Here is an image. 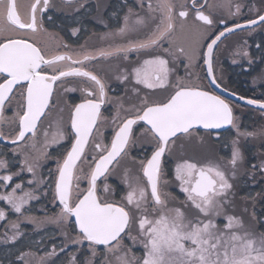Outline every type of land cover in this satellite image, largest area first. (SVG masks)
I'll use <instances>...</instances> for the list:
<instances>
[{"label":"snow or ice","instance_id":"snow-or-ice-1","mask_svg":"<svg viewBox=\"0 0 264 264\" xmlns=\"http://www.w3.org/2000/svg\"><path fill=\"white\" fill-rule=\"evenodd\" d=\"M50 7L51 0H33L28 19L25 20L18 13L17 0H0V121L5 120L3 113L13 97H19L18 111L13 118L17 124L15 134L5 136L0 132V139L9 140L15 145L24 141L29 133L35 136L41 118L46 117L55 103L54 86L57 82L63 86L68 77L84 78L82 82L87 86L80 89L84 99L70 108L69 131L66 134L58 126L51 141L59 143L69 139L70 148L61 154L56 171L49 173L50 183L35 179L28 181L29 184L45 183L52 188L53 201H58L61 207L55 217L48 218L49 222L66 224L74 218L77 235L71 243L81 245L88 242L90 256L81 260L72 255L69 264H264V231L247 228L242 216L228 211L234 203L231 181L236 176L238 162L243 160L238 138L232 140L231 159L228 161L231 170L219 163L201 164L189 159L176 163L174 180L185 196L180 206H170L171 194L165 190L169 181L162 179V159L169 152V146L174 145L181 135L190 136L196 127H237L232 107L217 95L183 84H178L164 101L150 100V91H147L168 87L171 69L166 56L179 54L191 58V55H195L186 53L183 48L178 53L163 48L164 41L176 30L177 19L186 20L190 8L194 20L206 26L214 23L224 25L223 31H219L206 44L207 52L202 53L207 73L213 76L212 83H216L213 75L214 46L226 33L251 28L258 23L264 25V14H258L257 18L248 19L244 24L234 23L229 27L224 19L214 21L211 6L199 3V0H190V4L189 0H184L179 5L175 0H155V3L148 0L147 4L145 0H140V7L146 9V14L141 16L130 9L125 16L124 27L119 31L125 34L138 31L134 26L147 28L154 24L148 37L125 47L101 50L97 54L107 58L124 53L125 60L128 59L127 53L132 51L140 53L145 50L150 55V58L143 59L130 70L124 69L117 76L121 83L134 82L131 92L138 103L125 109L122 102H117V113L112 118L115 127L110 142L105 143L99 126L106 120L102 115V106L111 103L107 86L98 74L83 67L85 61L95 60L97 55L84 53L74 58L64 53L48 56L41 47L23 36L9 35L10 31L17 30L33 34L41 31L43 15L38 21L37 13H46ZM206 8L208 14H205ZM240 9L241 5H236L237 13ZM229 14L233 15L231 12ZM132 16L136 19L130 24ZM77 31L73 29V35ZM157 49L162 51L157 52ZM242 54L248 55L246 51ZM74 64L81 67H73ZM64 90L76 91L75 88ZM247 103L264 109L262 100L248 99ZM141 122L147 125L145 132L154 144L150 157L140 161L141 173L146 181L133 184L126 171L125 182L129 191L121 202H116L105 195L114 193V189L105 181L111 167L118 164L128 154L130 146L135 144L134 126L141 125ZM241 135L252 136L255 133H241L237 128V137ZM90 144L95 154L87 151ZM37 166L38 158L25 157L20 171L12 172L8 171L9 162L0 159V169L6 170L5 174L0 175V188H9L14 177L24 171L35 178ZM259 167L264 171V162ZM82 180L87 182L85 189H81ZM18 191L20 195H17ZM38 198L34 190H24L22 183H15L10 192L0 194V200L6 201L12 211L21 215L27 211L24 206ZM188 206L196 210L195 216L189 217L185 210ZM220 217L224 221L222 224L217 222ZM5 219L6 213L0 209V220ZM257 223H264V220L258 218ZM11 228L17 229L18 224L11 222ZM18 235L14 231L11 237L6 235V239L15 240ZM126 240L131 243H126ZM137 244L143 249L140 257L133 252V246ZM98 246H103V250ZM60 251L63 252L64 248L61 247ZM56 254L54 246L48 255Z\"/></svg>","mask_w":264,"mask_h":264},{"label":"flooded vegetation","instance_id":"flooded-vegetation-1","mask_svg":"<svg viewBox=\"0 0 264 264\" xmlns=\"http://www.w3.org/2000/svg\"><path fill=\"white\" fill-rule=\"evenodd\" d=\"M147 2L148 0H145V4ZM152 2L155 3V0H152ZM175 2L179 5L184 0H175ZM31 3H33V0H17L18 13L22 19H28ZM51 3L52 7L46 13H37L38 21L41 20V15H43V28L41 31L33 34L17 30L10 31L9 35L13 37L23 36L29 42L41 47L48 56L68 53L76 58L84 53L97 55L101 50L125 47L128 45L129 40L145 39L155 26L154 24H150L147 28L134 26L138 28V31L120 33L119 30L124 27L125 16L129 14L130 9L141 16L146 14V9L140 7V0H51ZM199 3H206L211 6L210 11L213 20L224 19L229 27H232L234 23L244 24L248 19H255L258 14H264V11L258 12V10H264V0H199ZM229 4H231V8H229ZM238 4L241 5L239 13L236 12V5ZM189 11L190 14L186 20L177 19L176 30L164 41L163 48H168L175 53H178V50L183 48L186 53H195V55H191V58H189V55L179 54L170 57L166 56L170 60L169 68L171 69L168 87L154 91L147 90L150 91L149 99L156 101L166 100L178 84L196 87L224 99L233 109L234 122L239 123V131L241 133H255V135L237 137V129H230L231 131L227 129L219 133L194 129L190 139H186V137L181 135L179 139L175 140L174 145L169 146L170 150L165 154L162 162L164 170L162 179L169 181L165 190L171 194L170 199L174 201L173 206H180L184 202L185 196L180 191L178 183L174 180L176 163L182 159H195L196 156L194 154L201 151L200 144L202 145L203 154L205 147H209L210 142L216 146L215 149L219 154L223 155L226 151L230 153L232 140L238 138V147L241 153L245 155V162L249 160V163L244 166L243 172L245 175L240 178L239 188L236 186L238 184L235 187L233 185L234 189L237 190L235 193L232 190L233 200L235 203H241L243 194H251L255 199L260 197L258 194H262L259 199L263 200L264 171L260 170L259 166L262 158L259 156L264 157V148H262L260 143L264 140V110L238 102L234 98L241 99L243 97L244 99L242 100L245 101L248 99L264 101V25L258 23L251 28L245 27L228 33L214 48L213 75L217 85L224 92L222 94L213 89L209 83L202 53H205L206 44L210 43L211 39H214L215 35L219 34V31H223L224 25L214 23L211 26H206L203 22L194 20L191 8ZM208 11L206 8L205 14H208ZM230 12L233 15H230ZM135 19L136 17L132 16L129 23L131 24ZM185 25L187 28H191V31H194L197 27H204L210 35L199 48L196 46L194 49L193 46L197 44L196 39L186 29ZM73 29L78 30L75 35H73ZM160 51L162 49H157V52ZM244 51L248 53L247 56L242 54ZM124 55V53H119L117 56L107 58L97 55V59L85 61L83 65L85 70L98 74L107 86L111 103L102 106V115L106 120L99 126V133H103L105 143L110 142L113 128L115 127L112 124V118L117 113V102H122L125 109L130 108L133 103H138L131 92L134 82L121 83L117 76L124 69L130 70L133 66H137L142 62L143 59L150 58V55L145 50H141L140 53L135 51L127 53V60L123 58ZM72 66L81 67L80 64ZM83 80L84 78L68 77L63 86L60 85V82H57V85L54 86L55 103L51 108V112H47L46 116L52 115L55 117L57 113H61V116L64 117L67 132L69 131L70 108L84 99V93L80 89L86 87L87 84L83 83ZM140 87L142 88L143 86ZM65 88H75L76 91H65ZM141 95H143V91ZM18 101L19 97L14 96L12 103L5 108L4 117H9L13 109L15 107L18 108ZM54 109L57 112L53 111ZM121 114L123 115L124 113L122 112ZM44 119L45 117H43L38 127L41 126L42 122H45ZM1 129V132L4 133L5 128L2 124ZM145 129L146 127L143 125L137 126L136 134H147ZM99 133L96 134L97 139L100 138ZM11 134L14 133H9L7 136ZM226 137L232 138L229 140ZM70 144L71 140L67 139L64 143V153L69 149ZM252 146H256L255 149ZM257 146L259 150L256 152ZM153 147L154 144L151 147V151H149L148 157L151 155ZM248 148L251 150H249L250 155L247 157V154H244L243 151ZM12 150H16V148ZM87 151L90 154H95L91 144ZM133 152V149L128 151L131 155ZM110 182L106 181L110 188L113 189L114 187ZM233 184H235V181ZM80 185L83 186L82 189H85V181L81 182ZM185 210L187 213L197 214L196 210L190 206L186 207ZM58 211L59 208L57 206ZM229 212L232 213L233 210L231 209ZM234 214L238 215L236 212ZM13 216L16 215L13 214ZM125 242L131 243V241L127 240ZM100 250L102 251L103 248ZM133 252L137 257L143 255L142 247H133Z\"/></svg>","mask_w":264,"mask_h":264},{"label":"trees","instance_id":"trees-1","mask_svg":"<svg viewBox=\"0 0 264 264\" xmlns=\"http://www.w3.org/2000/svg\"><path fill=\"white\" fill-rule=\"evenodd\" d=\"M4 128H6V125ZM14 128H16V126ZM14 128H10L12 131H4L5 135L14 133ZM149 138L147 134H136V142L132 146L134 152L131 156L134 160L145 159L148 157L149 151H151V147L153 146L152 140ZM260 143L262 148H264V140ZM252 147L255 149L256 146ZM14 148L15 146H7L0 143V157L5 158L9 162L10 167L8 171L19 172L22 166V158L21 154L17 153L14 155L12 152V149ZM64 148L65 145L62 144L57 148L48 150L47 157H51L52 161L50 164L45 165V168L52 169V173L56 171L57 161L61 159V154L64 153ZM250 148L245 150L247 157L250 155ZM257 150H259L258 146L256 152ZM259 157L262 159L264 158L263 156ZM248 163L249 160L246 161V164ZM53 168L55 170H53ZM86 170L87 168L85 167V171ZM30 175L31 174L27 171H24L20 174L18 179L23 181L24 179L29 178ZM110 181L114 189H116V195L114 197H120L126 189L125 184L117 178L116 180L112 178ZM48 182H51V177ZM82 187L83 186H81V189ZM42 189L47 192V195L39 193L40 196H42V200L31 203L30 208L25 212L27 216H31L33 219L37 220L36 223L41 228L40 231L31 232V227L35 226V222H27L26 224H23V229L26 228L27 232H20V237L10 244H0V264H25V261L26 264H69V259L72 255L78 256L81 260L90 256L89 250H85L88 249L87 243L81 245L71 243L73 237L77 235V232H75L76 230H74V224L71 221L66 224L49 222L48 218L55 217L59 211L57 212V205L53 201L52 188L48 187L46 184ZM2 192H4V189L0 188V194ZM258 196L261 197L262 194H258ZM256 201H258V199H255L253 195L243 194L242 202L237 205V208L239 211H243L248 219V215L252 214L256 220L258 218L264 220V198L263 200L259 199L258 205H255ZM5 207L7 206L2 200H0V209ZM245 209L247 211H245ZM45 210H49V212L44 214L43 212ZM229 211L231 210L229 209ZM8 218H14L13 214H10ZM6 221L7 220H0V235L3 233L1 231L2 228H4ZM65 233H67V237L65 236ZM54 246L57 254L49 256L48 254L53 251ZM61 247L64 248L63 252L60 251ZM21 256H23V259H21Z\"/></svg>","mask_w":264,"mask_h":264},{"label":"rangeland","instance_id":"rangeland-1","mask_svg":"<svg viewBox=\"0 0 264 264\" xmlns=\"http://www.w3.org/2000/svg\"><path fill=\"white\" fill-rule=\"evenodd\" d=\"M185 27L187 30H189L191 32L192 36L195 37V39H196L197 44L194 45L193 48L196 46H197V48H199L202 45V43L210 35L207 32V29L204 27H197L194 29V31H191V28H187L186 25H185ZM179 32H180V28H179ZM194 84H197V83H194ZM16 111H18V108L15 107V109H13V112H11V114H9V117H5V120L2 121V125L3 126L6 125L5 131L6 130L9 131V130L13 129L15 127V125L17 128V124H15V122H13L14 114ZM53 111L57 112L56 109H54ZM48 112H51V111H48ZM45 119H47V120H45ZM45 119H44L45 122H42L41 126L38 127L37 134L35 136L25 138V140L23 142H21L19 145L15 146L16 150L12 151L14 153V155H16L17 153L21 154L22 161L25 159V157H28L30 159L38 158V166L36 168V177L34 178L31 173H29V174H31L30 177L27 179H24L23 181L18 179L19 176L14 177L13 182L11 183L9 188H7V189L2 188V189H4V192H6V191L10 192L11 187H13L15 185V183H22L24 190H30V189L34 190V194L39 198L34 199V200H30L29 203L24 206L25 209H27V210L30 208L31 203L42 200V196H40L39 193L45 194V191L42 188L46 185L45 183L29 184L28 181L33 180V179H35L36 181H41V180L48 181L50 179L49 173L51 172L52 169L50 170V169L45 168V165L50 164L52 161L51 157H47L48 150L52 149V148L53 149L57 148L58 146L64 144L67 141V139H64V140H61L59 143H51V141L54 138V134L58 131V126H61L63 128V130L65 131V133L67 134V127H66V124L64 123V117L61 116V113H57L55 115V117L52 115L48 116V117L46 116ZM235 124L237 125V128H239V123L235 121ZM16 128H14V130ZM45 133H47V135H45ZM14 134H11L9 136H14ZM191 136H187L186 139H190ZM226 138L227 139L229 138V140H230L232 137H226ZM132 146L133 145L130 146L129 150L132 149ZM201 147H202V145L200 144L201 151H199L200 153L194 154V156H196V157L192 161L195 160V161L200 162L201 164L208 163V162L219 163L222 167H225V168L231 170V166L229 165L228 161L231 159L232 148H231L230 153H228V151H226L223 155H221V154H219V152H217V150L215 149L216 146L212 142L209 143V147H205V151H203V154H202V148ZM243 153L246 154V151H243ZM45 154H47V155L45 156ZM131 156L132 155L130 153H128L126 156H123L121 161L112 167L111 172L107 178V181L112 180V178H114V180H116V178H117L125 184L126 189L123 192V194L120 195V197H118V198L114 197L116 195V189H114V188H113L114 189V195H113V192H109V193L105 194L109 199L114 200L116 202H121L122 198L129 191L128 184L125 182V172L126 171L128 173V179L133 184H135L137 182H139V183L145 182L144 178L140 174V169H141L140 161L144 160V159L134 160L133 157H131ZM244 158H245V155H243V160L238 162V164H237L236 176L234 178L235 184H233L234 183L233 180L231 181L232 184L234 185V187L236 184H238L236 186L239 188V186H240L239 182L241 181L240 178L245 175V173L243 172L244 166L246 165ZM0 159L6 160L3 157H0ZM262 162H264L263 159L260 160V164ZM54 168H53V170H55ZM5 171L6 170L0 169V175L5 174ZM83 182H84V180H83ZM100 184H101V182L98 183V185H100ZM234 187H233V191L235 193V192H237V190H235ZM101 189H102V184H101ZM1 194H3V193H1ZM20 194H21L20 191H18L17 195H20ZM257 199H258V201H256L255 205L259 204V198H257ZM2 202L7 206V207L3 208V210L6 213V219L5 220H7V221L5 223L4 228H2V231H1L3 233L0 235V244H3V245L10 244V243L14 242L17 238L20 237V235H21L20 232H27L26 228L23 229V224H26L27 222H34L35 221V224H34L35 226L31 227V232H38V230L40 231L41 228L36 223L37 220L33 219V217H31V216H27V214L25 213L26 211L24 212L23 215L15 213L14 211L11 210V206L6 201L2 200ZM170 204H172V206L174 205V201L171 199H170ZM237 205H239V203L234 202L233 206L230 207L229 209L230 210L232 209L234 212H236L238 214V216L243 217L245 225L247 228H249L251 230H255L256 232L264 231V223H257L256 219H252V218H254V216L252 214L248 215V217H249V219H248L247 216H245L243 211H241V210L239 211V209L237 208ZM49 209H52V208H49ZM229 209H228V211H229ZM43 210H44V208H43ZM48 212H49V210H45L43 213H48ZM10 214H15L16 216H14V218H12V219H9L8 216ZM187 214H189V217L195 216V215H193L194 213H192V214L187 213ZM11 222L18 224V228L13 230L11 228ZM217 222L222 224L224 222L223 218L222 217L218 218ZM14 231L19 233L17 238L15 240L6 239V235H7V237H11L13 235ZM133 247L139 248L142 246L137 244ZM25 264H26V261H25Z\"/></svg>","mask_w":264,"mask_h":264},{"label":"water","instance_id":"water-1","mask_svg":"<svg viewBox=\"0 0 264 264\" xmlns=\"http://www.w3.org/2000/svg\"><path fill=\"white\" fill-rule=\"evenodd\" d=\"M154 2V1H153ZM20 15V14H19ZM236 30H238V29H236ZM150 34V33H149ZM148 34V35H149ZM228 33H226L225 35H227ZM148 35H147V37H148ZM147 37H145V39L147 38ZM223 37H221V39H222ZM145 39H142V40H145ZM142 40H139V39H135V40H129V42H128V44L129 43H135V42H139V41H142ZM218 43H219V41H218ZM217 43V44H218ZM216 46H214V48H215ZM207 52V48H206V50H205V53ZM204 65H205V70H206V75H207V77H208V80H209V83H210V85L213 87V89H215L218 93H224L223 92V90L217 85V83H212V79H213V76H210L208 73H207V65L204 63ZM200 90V89H199ZM234 100H236V101H238V102H241V103H244V104H246V105H249V106H252V107H256V108H259V109H261L260 107H258L257 105H250V104H248L247 103V101H245V100H242V99H238V98H234ZM264 110V109H263ZM43 119V117L41 118V120ZM235 120V119H234ZM1 124H2V121H0V132H1ZM39 125V124H38ZM141 125H143V126H145L146 128H147V125H144L143 124V122H141ZM135 128L137 127V126H134ZM233 129V130H236L237 129V127H233V126H231V125H226L225 127H223V128H221V129H204V128H202V127H196L195 129H197V130H202V131H209V132H212V133H219V132H222V131H225V130H227V129ZM5 136H7V135H5ZM32 136V134L31 133H29V134H27V136H26V138H29V137H31ZM183 136V135H182ZM184 137H187V136H184ZM21 142H23V141H21ZM21 142H19L18 144H12V143H10V141L9 140H4V139H0V143H3V144H5V145H7V146H16V145H19ZM70 148V147H69ZM150 157V156H149ZM123 158V157H122ZM121 158V159H122ZM121 159L119 160V162L121 161ZM164 159V158H163ZM163 159H162V162H163ZM113 167V166H112ZM112 167H111V169H112ZM87 171V170H86ZM140 174L142 175V173H141V169H140ZM143 177V176H142ZM144 178V177H143ZM101 180H103V178H101ZM144 180L146 181V178H144ZM98 183H100V181H98ZM87 187V182L85 181V188ZM263 191H264V186H263ZM55 204L59 207V212H60V205H59V203H58V201H55ZM73 224H74V218H71V220H70ZM84 243H87L88 244V242H84ZM98 248H103V246H98Z\"/></svg>","mask_w":264,"mask_h":264}]
</instances>
